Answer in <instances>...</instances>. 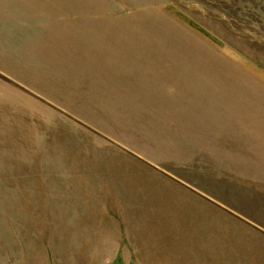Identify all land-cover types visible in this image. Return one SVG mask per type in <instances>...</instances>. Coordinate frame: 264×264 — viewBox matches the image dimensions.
<instances>
[{
  "label": "rangeland",
  "instance_id": "obj_1",
  "mask_svg": "<svg viewBox=\"0 0 264 264\" xmlns=\"http://www.w3.org/2000/svg\"><path fill=\"white\" fill-rule=\"evenodd\" d=\"M0 264H264V0H0Z\"/></svg>",
  "mask_w": 264,
  "mask_h": 264
}]
</instances>
